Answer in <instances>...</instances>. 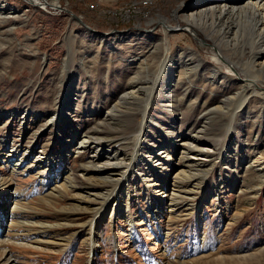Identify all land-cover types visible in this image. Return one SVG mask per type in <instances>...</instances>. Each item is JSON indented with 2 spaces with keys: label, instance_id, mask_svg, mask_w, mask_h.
<instances>
[{
  "label": "rangeland",
  "instance_id": "obj_1",
  "mask_svg": "<svg viewBox=\"0 0 264 264\" xmlns=\"http://www.w3.org/2000/svg\"><path fill=\"white\" fill-rule=\"evenodd\" d=\"M46 1L51 4L0 0V141H18L22 147L31 144L35 154L30 160L39 154L55 158L41 172L25 167L12 172L10 165L0 164L1 195L8 189L18 200L15 210L12 204L8 208L5 223L18 234L3 230L0 239L12 243L0 246V264H264V96H249L242 110L238 97L224 104L226 110L213 108L240 82L213 45H219L241 77L249 74L245 64L252 48L251 22L243 24L237 18V50H230L217 28L201 29L187 22L186 15L204 0H58L57 7L53 0ZM81 21L96 31L112 33H93ZM214 54L221 64L215 62ZM190 57L200 62L198 73L177 82L178 63ZM216 69L220 75L213 82L210 73ZM133 84L142 87L135 88L136 98H121ZM257 85L264 91V78ZM58 109L61 116L56 124H49ZM83 134L92 143L83 153L74 152L70 141ZM138 137L142 143L136 149L137 160L131 161ZM182 137L216 146L206 153V174L204 166L189 160L194 151L179 144ZM96 146L110 147L109 154L117 149V156L109 161L107 156L98 157ZM152 151L162 158V166L153 160ZM147 153L148 161L142 158ZM103 161L112 164L98 171ZM84 171L92 172L91 176L113 171L116 179L121 174L120 183L101 189L116 190L123 198L114 205L117 211L120 206L125 214L130 208L131 214L142 211L147 218L152 200L158 217L152 222L147 218L149 226H137L129 234L124 231V217L103 223L106 210H96L98 217L91 228L94 207L105 202L101 199L99 204L98 198L82 203L86 208L75 205L76 192L86 196L90 190L100 191L99 185L81 176ZM181 171L197 174L189 182L179 176ZM58 173L60 181L72 175L76 189L68 188L61 195L60 188L50 194L60 182L54 181ZM126 188L127 201L122 195ZM161 188L163 195L179 189L187 193L178 194L173 210L169 196L157 195ZM204 207L206 220L201 225L185 216L197 208L204 212ZM107 217L113 221V214ZM98 221L103 230L97 231ZM91 230L100 235L94 236L95 242L89 241ZM155 232L161 233L164 242L157 241ZM133 234L145 240L141 251L133 244ZM40 236L54 242L34 241ZM248 257L253 258L242 259Z\"/></svg>",
  "mask_w": 264,
  "mask_h": 264
},
{
  "label": "bare ground",
  "instance_id": "obj_2",
  "mask_svg": "<svg viewBox=\"0 0 264 264\" xmlns=\"http://www.w3.org/2000/svg\"><path fill=\"white\" fill-rule=\"evenodd\" d=\"M53 1H54L53 5L57 7L58 6V0H53ZM32 2H35V1H32ZM7 3H8L7 5H10L9 2H7ZM45 3L51 4L50 2L44 0V3L41 5H45ZM206 3H207L206 0H204L203 3H201V5L199 4V5L195 6V8L186 15L185 18H186L187 22H189V24L194 25L197 28H201V29H207L208 28L209 30H214V28L215 29L217 28V30L219 32H221L223 35L222 40L224 39L226 44L228 43V47L230 50H237L236 39H237V37H239L238 33L240 31L238 23H237V18L239 17L238 19L240 21H242L243 24H248V23H246L247 21L251 22V24H249L250 25L249 32L251 34V40H250L249 44H251L252 48L249 51V55H248V58H247V61L245 64L246 67L249 69L248 70L249 74L244 75V77H241L240 74L238 73V71L234 68L233 64L231 63L233 61L229 60L230 58L228 56L223 55L221 49L219 48V45H217V44L213 45L214 50L216 49L218 51L222 60L229 61L228 70H230L232 73L234 72L233 74L237 73L239 80H240V82L236 88L237 90L229 92L230 96L225 97L226 99L224 98L225 100L223 102L220 101L218 104L213 106V108H214V110H217V111H222L224 109L226 110L227 106L230 104V102L232 100H235L236 97H238L239 98V105L238 106H239V109L242 110L245 107V106L243 107V105L247 101V98H249V96H253V94H255L256 96L259 95L260 97L264 96V91H259V90H261L260 88H258L259 90L257 89V87H258L257 82L260 81L262 78H264V0H214L213 3H211L209 5H207ZM26 7H28V6H26ZM26 10H28V9H26ZM16 13L19 15L18 12H16ZM22 13H24V12H22ZM0 14H2V13H0ZM234 17H235V19H234ZM82 24L85 25L84 22H82ZM88 30H90V29H88ZM91 31L93 33L97 34V32H95L93 30H91ZM117 32H121V31H117ZM111 33L112 32H108V33L107 32H101L100 34H111ZM239 45H242V44H239ZM240 48H241V46H240ZM188 56H190V54H188ZM213 56H214V60L217 64L222 63L216 54H214ZM192 59L193 58L190 57V59H188V61H182V64H181V62L178 63L177 66L179 67V70H178V75H177V82L182 80L183 78H186V77L189 78V77H192L198 73V67H199L200 62L195 61L196 62L195 63ZM218 67L219 66H215V68H218ZM219 75H220V73H219L218 69L212 70V72L210 73V77H212L213 82L219 77ZM168 76L172 77V74H170ZM169 82H171V80ZM163 83L166 86L169 85L168 83H166L165 79L163 80ZM229 85H230V83H229ZM131 86H132V88H131L132 90L126 91L121 96V98H124V100H126V101L129 98H136V95L139 92H137V90H135V88L137 89V87H138V91L142 88L141 86H138L137 84L136 85L133 84ZM151 95L149 96L148 102L146 103L143 114H142V120H141V123L139 126L140 133L142 132V130L144 128L143 123H144V120L146 117L147 106L149 105V102L152 101L153 95L152 96ZM118 101H120V99ZM224 104H226L227 106L225 107ZM115 105H116V103L114 104V106H112L111 111H114V109H116ZM25 116H26V113L24 114V116L22 118L24 119ZM60 116H61L60 110L58 109L57 111L54 112L53 116H51V118L49 120L50 123H49V121H46L45 125H48V123L51 125L56 124V121L58 120V117H60ZM206 119L209 120L210 119L209 116H207ZM78 137H79L78 139L76 137L73 138L74 140L72 139L70 141L69 146L73 145L72 149H73V151L75 149L74 152H84L86 150V148L89 146V144H91L92 142L87 137V134H83V135H80ZM136 139H137V140H135L136 144L134 143L135 144V148H134L135 152L132 155L131 161L137 160V158H136L137 150L136 149L140 148V144L142 143V140L140 139V137H138ZM179 140L182 141L179 144H186V146L183 147L184 149L188 148V149H191L192 151H194V155L189 157V160L193 163L194 166L200 165V166H204L203 168H205L207 165V160H208V159H206V156H207L206 153H211L213 150L217 149L216 146H212L211 144H208L207 141L206 142L200 141V140L195 139L193 137H191V138L190 137H188V138L182 137ZM0 142H1L0 146L3 149L0 152L1 153L0 154V164L10 165L12 172H14L17 169H21L23 167H25V169L27 168V169H31V170L36 169L40 172L46 171L45 167H51L53 164V161L55 159L53 156H47V155L44 156L42 154H39L38 158H36L35 160H30L29 158L35 154L34 153L35 151L33 150L34 148L31 147V144L22 147L21 142L15 141L13 144V143H10V141H8L9 142L8 143L6 138H2V140ZM106 143H108V142H106ZM64 150H65V148L63 149V151ZM65 151L68 152L69 149H67ZM110 151H111L110 147L102 148V147L96 146V150L94 151V154H96L98 157L107 156V157H109L108 158V161H109V159H111V156H114L118 153L117 149H115L113 153L109 154ZM152 153H153V155H155V158L153 160L160 163L162 166V164H163L162 158L159 157V155L157 156L155 152L152 151ZM161 153L162 152H158V154H161ZM147 156H148V153L142 155V158H144V159H146V161H148L149 157H147ZM165 156L166 155H164V157ZM42 157L45 158L44 161L40 159ZM114 163H115V161H114ZM108 164L109 163L107 161L105 163L103 161L102 163L97 165L96 169L97 168L100 169L98 171H101V170L105 171V170H107L106 169L107 166H109L112 163H110L109 165ZM116 167H119V166H116ZM132 169H133V167H132ZM205 169H206V171L204 173L206 174L209 169H207V168H205ZM181 172L182 173H180L179 176L184 178V179H187L189 182L191 181L192 177L197 174L196 171H192L191 173L186 172V171H181ZM113 173L114 172L112 171V174L107 173L104 175L97 174V175L91 176L92 172L84 171V174H81V176L84 179L89 180L93 184V186H95L94 184L99 185V186H97V188H99L100 191L96 192V191H94V189L90 190V193H87L86 196H78L80 193L76 192L77 200H76L75 205H77L78 208L81 209L80 205H82V203H85V202L89 203L92 200H97L98 198H100L98 200V203L101 202L100 201L101 199H103L104 200L103 202H105V203L113 200V207H112V210H111V213L109 216H111L113 214L112 213L113 208H114V210L117 211L118 207L117 206L114 207V205L116 203H118L119 200L121 201L123 198L120 199L119 196H117L118 195L117 192H116V194L113 195L112 193H109L110 191L108 189L101 190L102 188H105L107 185H110V184L114 185L117 182L120 183L121 174L119 175V178L116 179L117 177H114ZM60 176H61L60 173H58L57 176H55L54 181L59 182L61 179ZM124 176L125 177L127 176V172L124 173L122 178H124ZM72 181L74 182V177L72 175H65V177L63 178L62 181H60L58 184H55L53 186L54 189L52 191H50V194H52L54 190H59L60 188L61 189H60L59 193L61 195L64 191H67L68 188L69 189H71V188L76 189V184H73ZM173 181H175V180H173ZM2 184H3L2 178L0 177V185H2ZM173 185L176 186V184H174V183H173ZM196 185H197V183L193 184V186H196ZM7 190L8 189H6L4 191L5 192L4 196H2L1 195L2 192H0V196H2L0 198V233L6 229L7 232H9L7 234L16 235V234H18V232H17V230L14 229L15 227H11L10 225H6L5 223H6V217H7L6 213H7L8 208H10V205L12 204V208L15 210L18 200H17V195H15L14 192L13 193L8 192ZM119 190H120V188H119ZM174 190L177 191L178 189H174ZM179 191L180 192H178L176 194L171 192L169 195L168 194L163 195L162 194L163 193L162 188L159 190H156L157 195H159L160 197L169 196L170 207H172L171 209H173V210L178 206L177 196L179 193H182L183 190L179 189ZM124 193H125L124 199H125V201H127L129 199V195H130L129 190L126 188ZM185 193H187V192L183 191L182 194H185ZM105 203H102V205H100L97 208L94 207L95 211H93V212H95V213L93 214L94 219L90 223L91 228H93V226L95 225V220H97V217H98L96 210H101V208L103 207V205ZM148 206H149V210H150V215H152V217H155L156 214L152 208L153 207L152 200L149 201ZM82 207L86 208L85 205H82ZM129 209L125 210V215L130 217L131 212L129 211ZM12 212H13V210L10 211V215H9V222L11 219L10 224L13 223L12 219L14 218ZM128 220H129V224L132 225L133 222H131L130 218H128ZM90 234H91V237H90V239L88 238L89 241L95 242L94 230H91ZM34 241H36L37 243H53L54 242L53 239H51L49 237L43 238L42 236L38 237V239L36 238ZM9 243H12L10 239H5V241H4V239H0V246L6 245ZM66 244L67 243H64V245H66ZM92 245H93V247H96L94 245V243H92ZM93 247H90V249L93 250ZM8 257L10 258L11 255H9ZM251 258H253V257L242 258V259L243 260L244 259H250L251 260ZM6 262H7V260H6ZM7 264H13V263L10 262Z\"/></svg>",
  "mask_w": 264,
  "mask_h": 264
},
{
  "label": "water",
  "instance_id": "obj_3",
  "mask_svg": "<svg viewBox=\"0 0 264 264\" xmlns=\"http://www.w3.org/2000/svg\"><path fill=\"white\" fill-rule=\"evenodd\" d=\"M71 14H72L74 17H76V15H75L74 13L71 12ZM85 27L88 28V29H90V30H93V31H95V32H97V33H99V34L101 33V31H96L95 29L91 28V27H90L88 24H86V23H85Z\"/></svg>",
  "mask_w": 264,
  "mask_h": 264
}]
</instances>
